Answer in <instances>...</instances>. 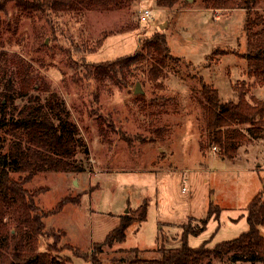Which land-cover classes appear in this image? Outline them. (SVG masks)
<instances>
[{
  "label": "rangeland",
  "instance_id": "rangeland-1",
  "mask_svg": "<svg viewBox=\"0 0 264 264\" xmlns=\"http://www.w3.org/2000/svg\"><path fill=\"white\" fill-rule=\"evenodd\" d=\"M168 3L121 0L87 8L64 2L52 11L0 0V49L19 53L41 70L66 99L89 147L86 171H42L25 185L30 191L46 187L36 198L44 210L79 195L78 202L46 217L49 228L65 232L59 247L70 243L88 251L118 225L120 214L144 200L147 218L128 227L124 242L105 247L106 262L124 254L119 248L138 247L142 255L156 257L162 244L180 246L182 225L190 219L198 224L211 202L222 208L220 218L212 217L188 243L198 247L210 239L213 247L246 231L247 205L258 193L264 198V132L233 158L209 145L204 132L201 77L222 101L237 100L235 87L243 80L250 85L248 98L264 100V85L247 74L246 11L207 8L204 0ZM146 8L153 9L152 17L141 20ZM156 31L166 34L174 57L162 86L149 82L141 65L111 78L89 72L93 64L133 54ZM138 81L142 93L134 92ZM247 126L237 127L244 132ZM260 229L264 236V225ZM57 238H41L40 248L49 249ZM62 254L72 264H91L69 250ZM216 264H227V258Z\"/></svg>",
  "mask_w": 264,
  "mask_h": 264
},
{
  "label": "trees",
  "instance_id": "trees-1",
  "mask_svg": "<svg viewBox=\"0 0 264 264\" xmlns=\"http://www.w3.org/2000/svg\"><path fill=\"white\" fill-rule=\"evenodd\" d=\"M174 1L169 0L168 4ZM64 2L87 8L121 4V0H18L26 8L52 11H57ZM204 3L212 9L246 11L247 74L264 85V0H204ZM159 4L164 5V0H159ZM171 58L174 57L166 34L156 31L140 40V47L133 54L93 64L89 72L96 77L104 74L111 78L114 73L134 71L141 65L146 79L162 86ZM243 81L242 86L235 87L237 100L222 101L218 90L201 77L208 115L204 132L208 134L209 145L219 146L230 158L247 140L264 132V100L254 95L248 98L250 85ZM240 124H248L244 132L237 127ZM200 136V148L206 154L207 143L203 133ZM88 155L87 141L64 96L28 59L0 49V264H72V258L62 254L64 250L90 260L91 264H216L224 258L227 264H264V236L260 229L264 225L262 193L255 195L246 207L249 228L213 247L208 245L210 239L198 247L188 243L189 235L202 233L212 217L220 218L222 208L211 202L207 215L198 224L190 219L182 225L180 246L168 248L162 244L156 257L142 255L138 247L119 248L124 254L115 253L106 262L105 247L124 242L128 227L147 218V200L120 214V223L88 251L70 243L59 247L65 232L49 228L46 217L58 213L69 202H78L79 195H67L52 209L44 210L36 198L46 187L30 191L25 185L42 171H86ZM13 173H19V177ZM56 235L58 238L49 244V249L40 248L41 238Z\"/></svg>",
  "mask_w": 264,
  "mask_h": 264
},
{
  "label": "built area",
  "instance_id": "built-area-1",
  "mask_svg": "<svg viewBox=\"0 0 264 264\" xmlns=\"http://www.w3.org/2000/svg\"><path fill=\"white\" fill-rule=\"evenodd\" d=\"M152 12L153 9H144L143 11H141V15H140V19L141 20H148L149 18L152 17ZM214 149H217V147H214Z\"/></svg>",
  "mask_w": 264,
  "mask_h": 264
},
{
  "label": "water",
  "instance_id": "water-1",
  "mask_svg": "<svg viewBox=\"0 0 264 264\" xmlns=\"http://www.w3.org/2000/svg\"><path fill=\"white\" fill-rule=\"evenodd\" d=\"M188 1H192V0H188ZM144 90H143V88H142V86H141V82H137V84H136V87H135V90H134V92L135 93H142Z\"/></svg>",
  "mask_w": 264,
  "mask_h": 264
},
{
  "label": "crops",
  "instance_id": "crops-1",
  "mask_svg": "<svg viewBox=\"0 0 264 264\" xmlns=\"http://www.w3.org/2000/svg\"><path fill=\"white\" fill-rule=\"evenodd\" d=\"M119 223H120V215H119ZM119 223H118V224H119ZM127 231H128V230H127ZM212 237H213V236H212ZM212 237H211V239H212Z\"/></svg>",
  "mask_w": 264,
  "mask_h": 264
}]
</instances>
